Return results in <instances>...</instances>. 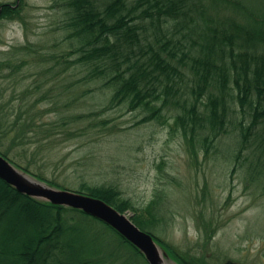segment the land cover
<instances>
[{"label": "trees", "instance_id": "1", "mask_svg": "<svg viewBox=\"0 0 264 264\" xmlns=\"http://www.w3.org/2000/svg\"><path fill=\"white\" fill-rule=\"evenodd\" d=\"M63 6L67 36L76 42L68 54L78 53L74 61L88 77L112 89L110 105L127 104L143 114L140 122L154 120L169 136L180 134L195 161L215 155L219 139L233 135L229 156L264 179L262 0H65ZM2 108L0 130L6 134L14 125ZM1 154L53 187L132 211L131 220L177 264H210L176 252L155 234L166 220L158 194L135 206L116 185L82 180L69 188ZM101 235L125 256L105 253ZM137 263L147 264L102 221L20 193L0 178V264Z\"/></svg>", "mask_w": 264, "mask_h": 264}, {"label": "rangeland", "instance_id": "2", "mask_svg": "<svg viewBox=\"0 0 264 264\" xmlns=\"http://www.w3.org/2000/svg\"><path fill=\"white\" fill-rule=\"evenodd\" d=\"M21 1L18 17L0 21V108L14 125L0 130V151L69 188L116 185L135 206L158 194L166 220L154 232L178 253L264 264V179L229 156L233 135L219 139L215 155L192 160L180 134L140 122L127 104L110 105L112 89L68 54L76 42L65 0ZM102 238L105 253L125 256Z\"/></svg>", "mask_w": 264, "mask_h": 264}, {"label": "water", "instance_id": "3", "mask_svg": "<svg viewBox=\"0 0 264 264\" xmlns=\"http://www.w3.org/2000/svg\"><path fill=\"white\" fill-rule=\"evenodd\" d=\"M0 178L20 193L83 211L102 221L131 243L144 257L147 264H167V252L154 237L140 229L130 214L120 212L105 201L83 193L53 187L14 165L0 153ZM165 256V257H164Z\"/></svg>", "mask_w": 264, "mask_h": 264}, {"label": "flooded vegetation", "instance_id": "4", "mask_svg": "<svg viewBox=\"0 0 264 264\" xmlns=\"http://www.w3.org/2000/svg\"><path fill=\"white\" fill-rule=\"evenodd\" d=\"M21 8H22L21 0L0 2V21L6 17H11V19L18 17Z\"/></svg>", "mask_w": 264, "mask_h": 264}]
</instances>
